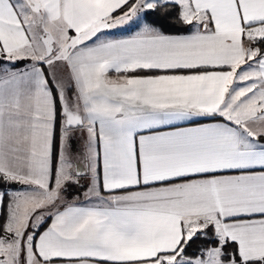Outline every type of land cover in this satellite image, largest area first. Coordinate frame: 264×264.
<instances>
[{"label": "snow or ice", "instance_id": "obj_1", "mask_svg": "<svg viewBox=\"0 0 264 264\" xmlns=\"http://www.w3.org/2000/svg\"><path fill=\"white\" fill-rule=\"evenodd\" d=\"M0 264H264V0H0Z\"/></svg>", "mask_w": 264, "mask_h": 264}, {"label": "rangeland", "instance_id": "obj_2", "mask_svg": "<svg viewBox=\"0 0 264 264\" xmlns=\"http://www.w3.org/2000/svg\"><path fill=\"white\" fill-rule=\"evenodd\" d=\"M86 187V185H85ZM84 191V189H76L74 186L69 189L68 193V199L71 200L74 196L81 194Z\"/></svg>", "mask_w": 264, "mask_h": 264}, {"label": "trees", "instance_id": "obj_3", "mask_svg": "<svg viewBox=\"0 0 264 264\" xmlns=\"http://www.w3.org/2000/svg\"><path fill=\"white\" fill-rule=\"evenodd\" d=\"M13 187H15V185H14ZM46 225H47V224H46ZM46 225H45V227H46Z\"/></svg>", "mask_w": 264, "mask_h": 264}, {"label": "crops", "instance_id": "obj_4", "mask_svg": "<svg viewBox=\"0 0 264 264\" xmlns=\"http://www.w3.org/2000/svg\"><path fill=\"white\" fill-rule=\"evenodd\" d=\"M49 223H50V221H49ZM46 227H47V225H46Z\"/></svg>", "mask_w": 264, "mask_h": 264}]
</instances>
